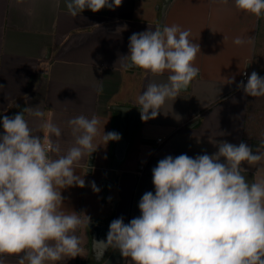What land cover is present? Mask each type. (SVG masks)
<instances>
[{
	"label": "crops",
	"instance_id": "crops-1",
	"mask_svg": "<svg viewBox=\"0 0 264 264\" xmlns=\"http://www.w3.org/2000/svg\"><path fill=\"white\" fill-rule=\"evenodd\" d=\"M174 24L190 30L189 39L200 46L193 62L199 75L175 100H167L155 119L140 118L122 149L115 141L103 144L102 136L96 138L100 146L95 161L112 147L107 167L93 160L87 172L85 158L76 168L85 186L61 191L63 211L90 217L88 226L77 232L83 251L58 264H130L118 249L107 247L98 256L93 239L104 236L114 219L122 217L127 224L141 214L143 194L155 193L152 169L159 160L213 155L221 141L258 147L254 132L245 138L250 96L237 85L246 84L253 71L264 73V17L238 10L234 0H170L165 6L164 0H122L114 10L85 9L75 18L65 0H0V135L5 115L14 116L22 105L40 107L45 119L62 128L65 149L72 142L69 119L95 114L101 132H113L112 105L139 107L137 98L150 82L167 81V72L153 76L140 68L122 71L119 59L128 55L133 33ZM236 37L254 39L237 45ZM230 79L234 82L228 83ZM26 119L38 128L37 118L26 114ZM242 167L250 183L264 179V161ZM93 182L99 192L93 191ZM5 264H18V258L8 256Z\"/></svg>",
	"mask_w": 264,
	"mask_h": 264
},
{
	"label": "clouds",
	"instance_id": "clouds-1",
	"mask_svg": "<svg viewBox=\"0 0 264 264\" xmlns=\"http://www.w3.org/2000/svg\"><path fill=\"white\" fill-rule=\"evenodd\" d=\"M121 4L122 0H65L74 18L85 9L96 13ZM234 4L258 19L264 17V0ZM190 35V30L174 24L130 36L129 53L119 59L122 71L168 73L166 82H150L138 96L142 121L155 119L166 101L175 100L199 75L193 62L200 46ZM253 39L236 37L234 43ZM237 87L247 96L264 97V77L255 71ZM26 114L40 121L38 128L29 126ZM66 123L72 142L65 149L62 128L45 119L40 107L2 119L0 264L8 256H16L18 264H58L83 251L77 232L88 226L90 217L63 211L61 191L85 186L76 168L100 146L94 143L98 136L107 144L120 140L121 134L101 132L95 114H81ZM217 147L213 155L159 160L152 169L155 193L143 194L138 217L127 224L122 217L110 223L103 246L118 249L130 264H264V179L250 183L242 167L264 161V139L255 150L244 142L221 141ZM91 186L99 192L94 182Z\"/></svg>",
	"mask_w": 264,
	"mask_h": 264
},
{
	"label": "water",
	"instance_id": "water-1",
	"mask_svg": "<svg viewBox=\"0 0 264 264\" xmlns=\"http://www.w3.org/2000/svg\"><path fill=\"white\" fill-rule=\"evenodd\" d=\"M170 0H164V6L169 2ZM49 50V49H48ZM23 109H25V106L22 105L19 107V112H21ZM112 111L116 113V119L114 121L113 131L121 134V139L118 141H115V147L117 149H122L130 134L132 131L133 126L137 121L141 118V110L139 107L134 105H119L114 104L110 107ZM18 112V113H19ZM93 158H94V152L91 154L90 158L87 160L86 167L87 172H91L92 166H93ZM95 226H98V224H94ZM109 230L106 229L105 235L103 236H96L93 239V248L96 250L97 255L103 254L104 250L107 247H104L103 244L106 243L107 239V233Z\"/></svg>",
	"mask_w": 264,
	"mask_h": 264
},
{
	"label": "rangeland",
	"instance_id": "rangeland-1",
	"mask_svg": "<svg viewBox=\"0 0 264 264\" xmlns=\"http://www.w3.org/2000/svg\"><path fill=\"white\" fill-rule=\"evenodd\" d=\"M261 77H264V73ZM249 107L247 112V117L245 121V138L252 135V133H255V138L257 140L264 139V97H249ZM263 99V101H262ZM131 142L128 143V145L125 147V150H128L130 148ZM112 147H109V150L107 151V154H111ZM125 152V151H124ZM122 153V152H121ZM130 153V151H129ZM102 156L97 161H95V165L99 166L101 165L102 168H106L109 163V155ZM123 154V153H122ZM101 175L105 174V169H102L99 171Z\"/></svg>",
	"mask_w": 264,
	"mask_h": 264
},
{
	"label": "built area",
	"instance_id": "built-area-1",
	"mask_svg": "<svg viewBox=\"0 0 264 264\" xmlns=\"http://www.w3.org/2000/svg\"><path fill=\"white\" fill-rule=\"evenodd\" d=\"M243 74L246 75V71H243Z\"/></svg>",
	"mask_w": 264,
	"mask_h": 264
}]
</instances>
